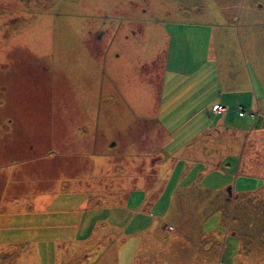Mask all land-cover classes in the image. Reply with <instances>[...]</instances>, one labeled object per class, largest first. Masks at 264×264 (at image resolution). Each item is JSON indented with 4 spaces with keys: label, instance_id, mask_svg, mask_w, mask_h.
Listing matches in <instances>:
<instances>
[{
    "label": "rangeland",
    "instance_id": "1",
    "mask_svg": "<svg viewBox=\"0 0 264 264\" xmlns=\"http://www.w3.org/2000/svg\"><path fill=\"white\" fill-rule=\"evenodd\" d=\"M185 30L253 61L264 101V0H0V264H264V131L191 163L136 119Z\"/></svg>",
    "mask_w": 264,
    "mask_h": 264
},
{
    "label": "crops",
    "instance_id": "2",
    "mask_svg": "<svg viewBox=\"0 0 264 264\" xmlns=\"http://www.w3.org/2000/svg\"><path fill=\"white\" fill-rule=\"evenodd\" d=\"M190 31L188 33L185 30L178 37L168 36L164 58L159 59L163 63L162 69H158L156 73L154 69H149L146 79L136 75V109L140 111L137 114L139 118L136 119L140 123H152V131L158 129L163 132L164 146L176 142L175 133H181L183 143L193 149L188 159L191 163L196 162L201 155L212 154L210 151L215 148L230 145V142L239 144L241 138L243 147L251 144L253 148L260 133L264 131V126L257 127L259 121L264 122V116L260 114L264 101L258 104L260 106L257 113H237L240 108L253 111L259 103H256L254 80L257 70L253 61H246L247 76H242V72H238L239 62H235L240 60L236 58V54L225 53L223 49L220 53H211L215 51L212 49L215 38L191 36ZM200 31L201 29L195 30L196 33ZM221 36H227V40H230L229 32H221ZM205 39L207 43L204 42ZM221 42L226 43L222 37ZM126 54L120 55L128 56V62L135 59L127 51ZM119 60L123 61L122 58ZM154 60H157L156 56L151 62ZM223 70L227 72L224 73ZM127 74L129 73L124 68L119 70L117 66L104 70V76L115 80L122 88V80ZM259 86L264 91V84L260 83ZM240 92L242 99L235 96ZM93 99L96 100V90L91 97L92 101ZM262 112L264 113V109ZM95 119L100 123L101 118ZM103 119L108 124L123 121V118ZM173 165L175 169L179 162Z\"/></svg>",
    "mask_w": 264,
    "mask_h": 264
},
{
    "label": "built area",
    "instance_id": "3",
    "mask_svg": "<svg viewBox=\"0 0 264 264\" xmlns=\"http://www.w3.org/2000/svg\"><path fill=\"white\" fill-rule=\"evenodd\" d=\"M217 108V107H216Z\"/></svg>",
    "mask_w": 264,
    "mask_h": 264
}]
</instances>
